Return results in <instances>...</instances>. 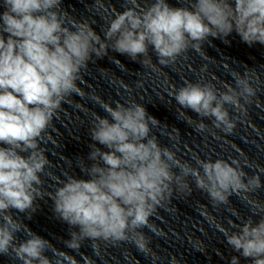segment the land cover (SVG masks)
<instances>
[{
	"label": "clouds",
	"instance_id": "obj_1",
	"mask_svg": "<svg viewBox=\"0 0 264 264\" xmlns=\"http://www.w3.org/2000/svg\"><path fill=\"white\" fill-rule=\"evenodd\" d=\"M129 3L132 6L111 21L102 41L86 22L66 26L65 12L58 11L61 0H3L0 142L8 147H0V253L11 250L22 264H53L44 255L51 244L28 230L9 210L34 211L35 199L44 196L38 186L47 159L38 138L65 97L79 92L75 81L81 68L93 54H107V41L114 40L113 50L133 60L146 56L152 45L160 64L174 62L189 46L200 51L201 42L209 36L225 38L233 31L250 46L264 44V0H191L190 7L180 8L154 0L140 11L138 0ZM234 79L235 86L225 84L226 91L219 94L211 83L186 82L174 92L175 101L182 109L212 118L216 128L231 133L235 122L225 105L241 111L255 95L246 74H235ZM102 107L107 116L95 115L90 135L109 151L93 143L89 159L96 162L86 173L91 178L69 175L54 194H48L58 216L79 228L71 232L68 248L79 249L84 239L102 238L130 241L141 252L151 253L149 241L137 230L148 225L156 205L172 196L173 185L176 191L191 194L188 176L217 203L227 202L232 193H250L261 187L259 175L245 182L246 173L233 167L235 160L232 164L197 160L198 168L177 161L149 135L150 124L159 121L142 104ZM197 128L202 131L206 125L200 122ZM175 167L179 174L173 171ZM234 227L239 230L229 233L221 228L227 244L240 256L251 258L252 264H264V217L258 222L249 218ZM22 230L29 238L14 243V234ZM56 264H62L60 258ZM170 264L179 261L173 256ZM230 264H240V257L233 256Z\"/></svg>",
	"mask_w": 264,
	"mask_h": 264
}]
</instances>
